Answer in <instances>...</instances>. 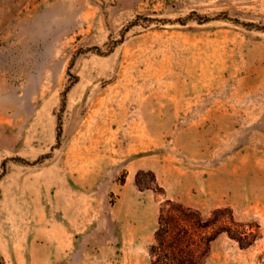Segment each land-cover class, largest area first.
<instances>
[{"label":"rangeland","instance_id":"374dc122","mask_svg":"<svg viewBox=\"0 0 264 264\" xmlns=\"http://www.w3.org/2000/svg\"><path fill=\"white\" fill-rule=\"evenodd\" d=\"M245 22L264 0H0L5 264H151L168 198L258 230L204 264H264V29Z\"/></svg>","mask_w":264,"mask_h":264},{"label":"trees","instance_id":"16d2710c","mask_svg":"<svg viewBox=\"0 0 264 264\" xmlns=\"http://www.w3.org/2000/svg\"><path fill=\"white\" fill-rule=\"evenodd\" d=\"M207 21L209 16H200ZM246 25L263 28L254 22ZM94 49H99L98 46ZM65 100L62 102V108ZM62 131L61 117H58L57 140L60 141ZM48 155L40 156L35 162L43 161ZM23 162H28L20 158ZM138 186L143 189L139 178ZM227 233L238 241L241 247H248L258 237V230L250 223L236 220L233 212L225 207L213 210L212 215L205 218L202 212L183 202L166 199L160 208L155 240L150 246L151 264H204L209 254L211 243L221 234ZM0 264H5L0 256Z\"/></svg>","mask_w":264,"mask_h":264},{"label":"crops","instance_id":"0c3cea01","mask_svg":"<svg viewBox=\"0 0 264 264\" xmlns=\"http://www.w3.org/2000/svg\"><path fill=\"white\" fill-rule=\"evenodd\" d=\"M60 224H56V226L50 230H47V237L53 241L55 247L63 250H66V247L70 245V238H73V242L78 238L77 234H67L66 232H62L59 227ZM111 246H114L113 244ZM60 250V251H61Z\"/></svg>","mask_w":264,"mask_h":264}]
</instances>
